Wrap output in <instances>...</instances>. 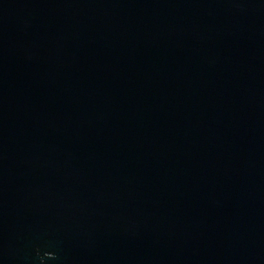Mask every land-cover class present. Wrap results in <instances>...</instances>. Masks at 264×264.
<instances>
[{"label": "water", "instance_id": "1", "mask_svg": "<svg viewBox=\"0 0 264 264\" xmlns=\"http://www.w3.org/2000/svg\"><path fill=\"white\" fill-rule=\"evenodd\" d=\"M0 264H264V0H0Z\"/></svg>", "mask_w": 264, "mask_h": 264}]
</instances>
